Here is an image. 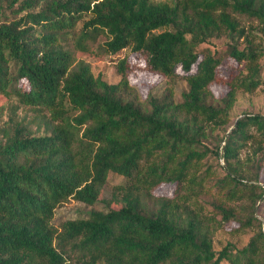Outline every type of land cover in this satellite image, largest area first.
Wrapping results in <instances>:
<instances>
[{
    "label": "trees",
    "instance_id": "16d2710c",
    "mask_svg": "<svg viewBox=\"0 0 264 264\" xmlns=\"http://www.w3.org/2000/svg\"><path fill=\"white\" fill-rule=\"evenodd\" d=\"M231 11L256 17L264 32V0H0V97L11 101L0 124V264H67V247L80 264H264L261 223L242 248L213 246L216 227L235 219L250 226L254 211L241 220L217 201L206 215L197 198L208 174L202 161L212 155L225 173L210 184L227 201L264 200V114L231 123L237 92L264 82L262 49L240 47L243 29ZM100 34L101 54L130 47L167 77L180 67L188 81L182 99H141L126 59L116 82L78 59L72 45ZM224 36L246 72L217 97L210 86L221 59L210 49L201 58L200 47ZM20 106L44 129L20 118ZM219 129L224 135L214 136ZM250 141L254 158L243 168ZM111 173L124 182L107 199ZM161 183L176 185L172 197L154 194ZM69 198L102 207L59 231L55 210Z\"/></svg>",
    "mask_w": 264,
    "mask_h": 264
},
{
    "label": "rangeland",
    "instance_id": "374dc122",
    "mask_svg": "<svg viewBox=\"0 0 264 264\" xmlns=\"http://www.w3.org/2000/svg\"><path fill=\"white\" fill-rule=\"evenodd\" d=\"M231 13L239 22V28L243 29L242 36L239 39L240 47L247 43V41H251L254 47L262 49V55L259 58V62L264 67V32L260 21L256 17H252L247 14L232 11ZM160 30L163 29H159L157 32ZM105 39L106 36L104 34H100L95 39H86L83 47L76 46L74 43L72 46L77 58L84 59L89 62L95 72H102L111 82H116L122 77L118 66L123 59H126L127 79L133 88L138 92L141 99L156 97L162 101L165 96H168L169 99L174 97L177 101L182 99V93L188 89V81L186 79V73L180 67L177 68L174 76L167 77L148 70L145 65L144 57L138 53L132 52L130 47L123 49L120 55L115 57L109 54H101V52H98V46L101 45ZM225 39L226 36L214 39L213 43H205L200 47V49H202L201 58H203L204 53L210 49L212 53L217 52L218 57L221 59L216 71V82L212 83L210 86L212 94L217 97L226 92L227 83L231 79L246 72L244 64L239 63L228 55L224 43ZM195 70L196 65L192 68L193 72ZM10 105L11 101L9 99L0 97V124H3L7 120L9 114L8 107ZM245 112L264 114V82L254 92L250 93L243 90H239L237 92L231 109V123H233L238 116ZM17 113L20 118L25 116L26 121H33L32 123L34 125V129L37 127L41 130L44 129L43 122L37 121V113L33 109L26 106H20L17 109ZM213 135L221 137L224 135V130H216ZM209 144L213 146L215 144V139L212 138V140L209 141ZM253 147L254 144L250 141L240 153V161L242 162L243 168L251 166L252 164V159L254 158ZM202 170H208V174L205 178L204 188L202 191L198 192L197 198L203 206L202 209L206 215H214L211 204L217 201L226 202L227 204L233 206L240 217L239 219L241 220H247L252 217V213L254 211L256 219L253 220L252 225L241 227L240 221L235 219L223 222L219 228L216 227V230L213 233L214 249L220 250L227 243H232L238 248H242L249 242L250 238L258 232L260 229V223L262 224V231H264V200L256 202L254 206L248 197L227 201L223 192L213 188L210 184L212 179L222 177L225 173V170L218 165L216 158L212 157V155L206 156V158L202 161L200 171ZM261 177L262 182L264 183V160L262 164ZM123 182V177L111 173L109 175L108 183L102 192V197L110 199L115 186ZM175 188L176 185L173 183H161L154 190V194L172 197L175 193ZM95 207L101 208L102 204L93 206L75 198H69L56 208L54 218L52 220L53 224L59 231H61L64 221L68 219L85 218L88 216L90 210ZM216 217L217 219H220V216ZM65 255L68 258L67 264H80L78 261V252H74L71 248L67 247ZM221 264L230 263L228 261H223Z\"/></svg>",
    "mask_w": 264,
    "mask_h": 264
}]
</instances>
